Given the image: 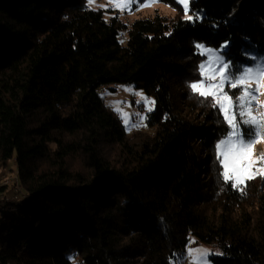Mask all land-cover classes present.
<instances>
[{
  "label": "trees",
  "instance_id": "obj_1",
  "mask_svg": "<svg viewBox=\"0 0 264 264\" xmlns=\"http://www.w3.org/2000/svg\"><path fill=\"white\" fill-rule=\"evenodd\" d=\"M157 1L175 16L128 26L87 0H0V264H174L190 239L264 264V178L224 182L228 126L188 86L198 45L264 59V0ZM114 85L152 99L145 130L107 105Z\"/></svg>",
  "mask_w": 264,
  "mask_h": 264
},
{
  "label": "snow or ice",
  "instance_id": "obj_2",
  "mask_svg": "<svg viewBox=\"0 0 264 264\" xmlns=\"http://www.w3.org/2000/svg\"><path fill=\"white\" fill-rule=\"evenodd\" d=\"M92 2L93 0H89V3ZM184 8L187 13L189 9L187 0H184ZM185 18L191 20L192 16L186 14ZM199 54L207 55L208 60L207 64L202 62L199 65V77L203 79H199L198 83L189 82L190 95L197 99L200 104L210 106L213 109L219 108L217 114L223 115L222 122L227 123L228 130L226 131V138L222 137L216 145L217 156L219 160L220 155H224V160L220 161L224 168L222 173L224 182L228 183L234 180L235 182L231 184V187L237 188L238 185L244 183V179L236 175L235 172L242 169L234 167L233 174H229V154L235 150L233 154L242 157L245 148H251L258 138L264 136V123L258 121L251 112L259 90V77L264 75V65L256 69L244 70L238 68L232 61H226L222 56H215L211 51L206 53L204 47H200ZM212 64L219 65V68L212 71L211 74H207L205 68ZM253 78L257 85L255 89L247 86ZM226 84L234 90L231 95L225 91ZM233 97H235V103ZM148 103L152 102L149 101ZM151 110L148 108V111ZM237 116H239V122H237ZM139 119L142 123L145 118L139 117ZM124 122L126 125L128 124L127 119ZM258 171H260V176L264 178V170L258 169ZM255 178V175L246 177L248 180ZM241 191L243 194V190ZM185 248L184 253L173 254L172 259L175 264H212L210 259L212 253L199 248L192 250L187 245Z\"/></svg>",
  "mask_w": 264,
  "mask_h": 264
},
{
  "label": "rangeland",
  "instance_id": "obj_3",
  "mask_svg": "<svg viewBox=\"0 0 264 264\" xmlns=\"http://www.w3.org/2000/svg\"><path fill=\"white\" fill-rule=\"evenodd\" d=\"M177 1L184 7V0ZM188 2L189 0H187V3ZM87 3L90 8L94 10L114 11L119 16V18L128 26L138 18L154 17L157 14L170 19L175 16L174 10L162 3H159L157 0H148L144 3L138 2V0H93L92 3H89V0H87ZM227 44L228 43H225L217 49L198 45V50L200 52V47H204V51L206 53L211 51L215 56H222L226 60L224 52L227 49ZM202 56L204 57L203 63L207 64V55ZM261 65H264V59H254L252 65L244 67L242 69H256ZM218 68L219 65L212 64L210 67L205 68V72L207 74H211L212 71L217 70ZM247 86L253 89L257 87L256 83L254 82V78L253 80L249 81ZM113 88L115 90H108L104 98L107 105H109L116 113V115L119 116L126 131L128 133H131L138 129L145 130L147 114L153 111L152 99L148 97L144 93V91L136 89L132 85H114ZM225 91L231 95L234 90L230 89V87L226 84ZM256 95L257 98L254 101V106L252 107L251 112L258 121L264 123V75H261L259 77V90ZM149 101H151L152 103H148ZM233 102L235 103V97H233ZM148 108H151L152 110L148 111ZM139 117L145 118L143 119L142 123ZM125 119L128 120L127 125L124 122ZM237 122H239V116H237ZM224 138H226V136ZM234 151L235 150H233V153ZM233 153L229 154L230 175L233 174L234 167L237 169H242L240 171H236L235 174L239 175L242 179H244L245 182L247 180L246 177H248L249 175H260V171H258V169L264 170V159H262L264 158V136L258 138L252 144L251 148H245L243 150L242 157L234 155ZM220 158L221 161L224 160V155L221 154ZM221 165L223 167V164ZM244 165H247V167H244ZM9 172L14 171L10 170ZM7 175L8 172L6 173L5 179H7ZM231 182L234 183L235 181L233 180ZM241 186L242 184L238 185V188H240ZM187 246L192 250L198 248L206 250L213 255H220L222 253L221 249L218 246L214 244L196 243L194 239H190Z\"/></svg>",
  "mask_w": 264,
  "mask_h": 264
},
{
  "label": "built area",
  "instance_id": "obj_4",
  "mask_svg": "<svg viewBox=\"0 0 264 264\" xmlns=\"http://www.w3.org/2000/svg\"><path fill=\"white\" fill-rule=\"evenodd\" d=\"M101 92H104V89ZM13 182L16 184V187L19 188L18 187V172L17 171L8 172V177L5 180L4 184L13 183Z\"/></svg>",
  "mask_w": 264,
  "mask_h": 264
}]
</instances>
